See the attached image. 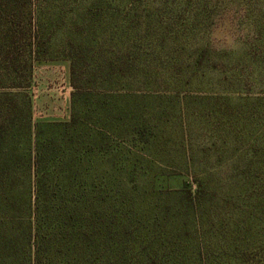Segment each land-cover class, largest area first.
Segmentation results:
<instances>
[{"label": "rangeland", "instance_id": "rangeland-1", "mask_svg": "<svg viewBox=\"0 0 264 264\" xmlns=\"http://www.w3.org/2000/svg\"><path fill=\"white\" fill-rule=\"evenodd\" d=\"M41 222L43 264L264 253V0H0V264Z\"/></svg>", "mask_w": 264, "mask_h": 264}, {"label": "trees", "instance_id": "trees-1", "mask_svg": "<svg viewBox=\"0 0 264 264\" xmlns=\"http://www.w3.org/2000/svg\"><path fill=\"white\" fill-rule=\"evenodd\" d=\"M4 27H6L7 30L2 45H4L6 52L7 50H10V52H7V56L11 58L15 49V41L17 38H19V32L15 30L17 27L15 26L14 21ZM38 32L39 30H35L33 33H30V40L26 44L25 48H30L29 50L36 48L35 40L37 39L38 41V38L40 37ZM37 45L39 46L38 42ZM32 52L34 51L32 50ZM71 82L75 88H81V86L78 84L77 67L73 59L71 66ZM74 95L75 93H73V96ZM43 230L44 226L41 222L35 229L36 233L34 234L33 247L37 249L35 250L36 259L33 260L32 264H43V259L40 257V254L42 253L46 241L49 238V232H44ZM6 243L7 241H3V244ZM212 244L209 247H212ZM256 245L257 243L252 241L251 238H249L247 234L242 233V231H240V235L238 234L231 237H229V235L219 236L213 244V247H218L220 251L216 253H206L205 255L200 252L196 259H194L196 261L194 264H264V253H261L260 251H254ZM172 264L182 263H179L178 260L175 259Z\"/></svg>", "mask_w": 264, "mask_h": 264}]
</instances>
